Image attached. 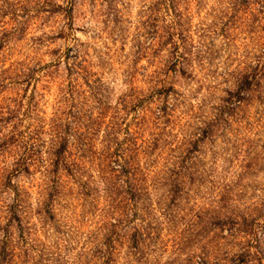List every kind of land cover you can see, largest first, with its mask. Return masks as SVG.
<instances>
[{"label": "clouds", "instance_id": "1", "mask_svg": "<svg viewBox=\"0 0 264 264\" xmlns=\"http://www.w3.org/2000/svg\"><path fill=\"white\" fill-rule=\"evenodd\" d=\"M0 264H264V0H0Z\"/></svg>", "mask_w": 264, "mask_h": 264}]
</instances>
